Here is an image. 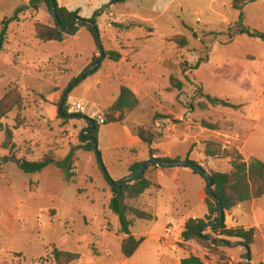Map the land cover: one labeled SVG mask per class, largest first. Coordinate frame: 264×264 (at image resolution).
<instances>
[{
  "label": "rangeland",
  "instance_id": "374dc122",
  "mask_svg": "<svg viewBox=\"0 0 264 264\" xmlns=\"http://www.w3.org/2000/svg\"><path fill=\"white\" fill-rule=\"evenodd\" d=\"M29 1L0 0V31L2 21L13 17ZM107 3L70 0L69 6L81 9V18L90 19ZM38 6L36 18L23 11L20 20L10 25L8 43L0 56V101L13 89H18L23 98L22 109L0 121V264H56L55 248L80 254L75 264H177L180 256L189 254L186 250L205 264H264V197L237 209L241 225L256 229L250 263L241 247H223L216 252L189 243L174 253L163 248L156 237L149 239L150 233L166 229L172 206L175 213H182L191 205L199 218L208 213L207 206L195 197L203 182L198 175L191 190L180 191L171 183L159 196L161 204L154 210L146 208L155 219L137 220L132 228L136 237L145 239L144 245L133 257H124L122 242L115 238L121 235L119 219L108 209L103 193L107 181L97 154L77 149L83 148L81 135L88 124L78 117L54 120V109L45 99L61 90L55 104L58 109L73 81L70 79L83 70L80 76L100 53L85 29L64 43L36 41V22L54 25L46 5ZM241 20L250 30L264 33V0L248 4L242 19L241 12L233 10V0H126L112 6L99 19V33L105 52H119L126 61L104 59L97 73L70 92L67 109L69 101L78 99L88 105V116L81 115L96 113L105 120L103 111L125 86L141 100L151 98L127 112L122 122L135 134L140 127L149 128L156 134V142L166 136L163 145L174 144L183 152L193 141L183 144L175 136L177 128L191 120L205 150L208 142H215L223 149L243 151L246 161L251 157L264 161V42L247 36L229 41L228 31H236ZM114 24L136 27L123 31ZM183 38L188 41L187 47L178 45ZM198 62L199 69L191 71ZM172 77L182 83L181 91L172 88ZM204 95L241 107H203L207 104ZM18 118L24 125L15 130ZM6 127L14 129L16 148L12 152L3 149ZM110 127L102 130L108 133ZM109 137L107 134L104 139ZM65 150H75L76 184L64 183L57 172L27 175L17 166L18 161H40L46 155L62 161ZM136 151L139 160L146 159V145ZM156 151L161 154V150ZM124 153L105 152L103 164L111 179L125 173L128 155ZM204 163L214 171L231 169L225 156ZM153 169H149L150 178ZM17 254L22 257L17 258Z\"/></svg>",
  "mask_w": 264,
  "mask_h": 264
},
{
  "label": "trees",
  "instance_id": "16d2710c",
  "mask_svg": "<svg viewBox=\"0 0 264 264\" xmlns=\"http://www.w3.org/2000/svg\"><path fill=\"white\" fill-rule=\"evenodd\" d=\"M44 2L51 13V0H34L31 5H36L38 2ZM257 0H233V10L241 12L243 9L251 3H255ZM126 0H111L108 4L104 5L98 9L92 18L88 19L89 23L93 25H88L85 21L77 22L73 27L63 30L54 20V25L49 26L41 23H37L34 26V36L35 39L41 44L48 43H64L73 37H76L82 29H86L91 37L94 39L97 46V34L99 33L98 20L106 13L110 11V8L117 4H125ZM24 10H18L13 17L5 18L1 25L0 31V56L5 51V47L8 43V33L10 25L19 20V14ZM56 13L59 22L62 26H68L75 17L80 16V10L69 11L66 8H61L56 2ZM115 27L123 30L130 31L135 28L134 24L124 25V24H114ZM237 36H247L252 39H258L264 42V33L259 31H252L244 26L241 20L238 23V28L236 31L229 30L226 37L229 41H232ZM180 47H187L188 41L183 38L178 41ZM98 48V46H97ZM99 51V49H98ZM100 53V52H99ZM106 58L112 62L118 63L122 60V55L119 52L111 51L105 52ZM98 58H94L92 64L96 62ZM91 64V65H92ZM90 65V66H91ZM89 66V67H90ZM101 66V65H100ZM100 66L91 73L88 77L97 73L100 70ZM201 66V62H198L191 71H196ZM88 67V68H89ZM87 68V69H88ZM86 69V70H87ZM86 70L77 78H75L70 86L78 81V85L82 84L80 79L82 75L85 74ZM184 72V71H183ZM69 86V87H70ZM172 88L181 91L183 85L181 82L177 81L176 78H171ZM207 101L203 107H222L226 109L239 110L241 106L234 105L228 100H224L218 97H212L210 95H204ZM67 101L64 104V114H68ZM139 106V101L134 94V92L127 88L121 87L120 94L115 100L113 105L104 113V125L122 123L125 120L127 112L135 110ZM23 107V98L18 91V89L10 90L6 96L0 101V121L7 118L14 110H21ZM78 118L84 117L83 115H77ZM58 118L64 121L69 119L58 113ZM89 118V117H88ZM86 123L89 127H95V131L91 133L93 140L83 142L84 152L97 153L98 151L94 147V140L98 141V134L101 125L93 119H87ZM24 125V121L20 118L17 119V125L14 128L19 129ZM2 128V125L0 126ZM14 129L6 127L5 131V142L3 144V149L10 150L11 152L16 148L13 142L14 139ZM136 135L140 140L149 147L150 161L155 158L159 153L152 149V146L157 141L156 134L149 128L140 127L136 131ZM75 150H72L69 155L62 161H56L52 155H46L40 161H19L17 162L18 168L27 175H36L45 171L48 167L56 165L63 175V181L66 184H76V174L73 169ZM205 155L207 159L213 160L220 157H226L230 160L231 169L229 172H219L206 168L204 162L198 163L190 159V154L185 158L186 163L185 168L193 171L195 175L200 176L206 184V188L213 181V193L215 197L219 198L222 204L224 213H230L235 210L238 206L249 203L252 201H258L264 197V161L251 157L248 161L240 154L236 149L227 150L223 149L220 145L215 142H208L206 145ZM166 162H180L182 159H170L164 158ZM8 161V159H7ZM145 163H136L130 168V173L134 174L138 172ZM100 166V165H99ZM153 168L161 167L158 165H153ZM100 170L101 166L99 167ZM150 169V168H149ZM147 170L142 175L131 180L129 184L117 189L114 187L110 181L105 176L108 182L113 198L109 204V210L111 213L119 219L120 230L119 233L124 236L121 244V251L125 258H131L137 252V250L142 245L144 239H137L132 235V228L137 220L153 221L155 217L145 211H142L138 207L139 198L150 188L155 187L156 183L154 180L148 177L151 170ZM206 171L210 178L204 176L202 171ZM120 181L115 182L119 184ZM208 213L202 219H190L188 220L183 228L181 234V242L179 247L182 248L185 244L196 243L198 245L204 246L212 251L218 252L223 249V247L216 244V242H210L209 237L215 238L217 242L221 243H232L234 240L236 244L245 243L247 247H251L255 243L256 229L255 228H245V227H235L229 228L226 226L225 222L219 226H215L211 229L204 230L208 225L212 223H219L221 218V211L219 203L208 193L205 201ZM203 230L202 234L201 231ZM232 248V247H226ZM53 256L56 264H75L81 259V255L78 253H71L67 251L58 250L57 248L53 251ZM17 258H21V254L16 255ZM250 258V256H249ZM181 264H205L204 261L196 256L190 255L188 258L182 260ZM226 264V263H224Z\"/></svg>",
  "mask_w": 264,
  "mask_h": 264
},
{
  "label": "crops",
  "instance_id": "0c3cea01",
  "mask_svg": "<svg viewBox=\"0 0 264 264\" xmlns=\"http://www.w3.org/2000/svg\"><path fill=\"white\" fill-rule=\"evenodd\" d=\"M32 1H34V0H30L29 5H27L25 8H23V10L25 13L28 12L31 15V17L36 18L39 15L38 4H42L43 6L46 4L42 1H40V2L36 3V5H31ZM56 1L61 8H66L69 11H76L69 6L70 0H56ZM110 1L111 0H108V3ZM45 7L47 8V12H48V16H49V10H48L47 5ZM77 10H80V16H81V14H82L81 9H77ZM98 22H99V20H98ZM37 23L53 26L51 22L50 23L36 22L35 24H37ZM35 24H34V26H35ZM34 26H33V31H34ZM33 35H34V33H33ZM34 38H35V36H34ZM125 59L126 58L123 57L122 61H126ZM121 63H125V62H121ZM82 71H80L78 74H76L74 77H72L70 79V82L72 80H74L75 78H77V76H79V74ZM68 74H71V71ZM77 86H75V87H77ZM123 87H125V86H123ZM61 92H62L61 90L53 91L45 98L48 106L50 108L54 109L53 110V113H54L53 119L54 120H57V118H58L59 107L57 109V106L55 104L60 99ZM119 94H120V91H119ZM119 94L114 97L113 103L118 98ZM134 94H135V92H134ZM136 97H137V95H136ZM137 99L139 101V106L142 105L144 101L151 100L150 96H147L146 98H144V100L143 99L141 100L138 97H137ZM76 100H78V99H76ZM113 103H112V105H113ZM111 106L106 108L103 112L107 111ZM237 106H241V105H237ZM93 112H96V111H93ZM57 121H59V120H57ZM110 125H111V127H110L111 130L108 133L104 132L102 130L103 129L102 127H104L105 125L101 126V128L99 130V134H98V148L102 152L101 156H102L103 160H105V156H106L105 152L109 153V152L113 151V152L119 153L121 151H124L125 152L124 154L128 155L127 161H126L125 173L123 175H119L118 177H112V180L114 182H118V181H122L123 179L127 178L129 176V174H131L130 168L134 164L149 162L150 161V159H149L150 154H149V147H148V155H147L146 159L145 160H139L138 159V153H137L136 149L139 148L141 145H145V144L140 140V138L126 124L117 123V124H110ZM106 126H109V125H106ZM88 128H92V127L88 126L87 128L84 129V131ZM107 134L108 135L110 134L109 139H104L105 136H107ZM86 135L87 136L85 138H88L89 136H91V134L88 135L87 133H86ZM165 138H166V136L163 139H161V141L159 140L158 142H156L152 146L153 150H161L160 151L161 154L156 155L155 158H163V159L164 158H170V159L180 158V159H182V162H184L185 158L190 154V159L195 161V162L201 163V162H205L206 160H208L206 155H205V146H202L201 144H199V142L197 140V136L195 135V133L193 131L191 120H189L188 122H186L183 125H180L177 128V134L175 136V139L179 140L180 143H183V144L189 143L192 140L193 144H192L190 149H186L185 151L180 152L177 150V148H176L177 146L174 144L168 145V146L165 144L163 145L162 142H163V140H165ZM199 150H201V151L198 154ZM70 152L65 150L62 158L65 159L69 155ZM195 153H197V154H195ZM87 154H90V153H87ZM240 154L243 157L245 156L243 151H241ZM77 166H78V164L75 163L74 167H73L74 172L76 174V178H77V174H78ZM153 170L154 171L151 174V176H152L154 182L156 183V186L147 190L139 198L138 204H137L138 207L142 211L148 212L150 214H152L151 213L152 211L147 210L146 208H151V210H154L155 208H157V206H159L161 204V202H158L160 194L164 191L165 188L170 187L171 183L178 190L184 192V191H187L189 189L191 190L192 183L198 182L196 179L197 175H195L192 170L185 168V167H175V168L157 167ZM53 172H55V173L57 172L60 175L61 180L63 181V175L56 165H52V166L48 167L41 174H45L46 176H49V174H51ZM103 193L105 195V198H106L105 200L107 201L108 209H109V204L113 198V194L111 192V188H110L108 182H106V185L103 187ZM195 197H196V200H198L200 203L205 204V201L207 198V188H206V184L204 181L202 182L200 189L196 192ZM189 202H190L189 199H186L185 203L189 204ZM244 204H246V203H244ZM242 205L238 206L235 210H233L230 213H225V224L227 227H229V228L245 227V226L241 225L240 215H239V212L237 211V209L239 207H241ZM175 211H176V209L172 206V210L170 211L169 217H167L168 219L166 220V224H167L166 229L163 232L153 233V234L150 233L149 239H153L154 237H156L161 242L163 248L171 249V251H173L174 253H177L179 249H182L179 247V244L181 242V234L183 232V228H184L185 223L190 219H202V218H199V216L194 213V207H192L191 205H190V208L188 209V211H185L182 213H179V212L175 213ZM173 218H177V219L175 220ZM172 222H175V225L172 224ZM132 235L134 237H136V235L133 232H132ZM115 238L121 242L123 240V236H121V235L116 236ZM136 238L141 239L138 237H136ZM143 245H144V241H143L142 245L140 246V248L137 250V252L141 249V247ZM235 247H239V246H235ZM232 248H234V247H232ZM183 250H185V249H183ZM186 251L189 254L184 255V256H180L177 264H181L182 260L188 258L191 255L189 250H186Z\"/></svg>",
  "mask_w": 264,
  "mask_h": 264
},
{
  "label": "water",
  "instance_id": "95a60500",
  "mask_svg": "<svg viewBox=\"0 0 264 264\" xmlns=\"http://www.w3.org/2000/svg\"><path fill=\"white\" fill-rule=\"evenodd\" d=\"M56 0H51V13L54 17V20L57 22V24L60 26V28H62L63 30H67L71 27H73L77 22L79 21H85L88 25L92 26L93 25L91 23H89V20L88 19H83L81 18L80 16L79 17H75L73 19V21L68 25V26H62L61 23L59 22V19L57 17V13H56ZM97 46H98V49H99V52H100V56L98 58V60L96 62H94L85 72L84 75L81 76V80H85L87 78V76H89L91 73H93L102 63V61L106 58V54H105V50H104V47H103V44H102V40H101V36H100V33L97 34ZM78 85V81L74 82L64 93L63 95V98H62V102L61 104L59 105V113L68 118V119H76L77 118V115H74V114H67L65 115L64 114V104H65V101L68 97V95L70 94V92L72 91V89ZM83 120H87L89 119L88 117L84 116L82 117ZM95 127H92V128H88L86 129L82 135H81V140L82 141H91L93 140L92 136H89L88 138H85V135L86 133L88 135H90L93 131H95ZM94 147L95 149L98 151L96 154H97V158H98V162L101 166V169L103 171V173L105 174V176L107 177V179L110 181V183L116 187L117 189H120L121 187L127 185L130 183L131 180L135 179L136 177L142 175L143 173H145L151 166L153 165H158V166H163V167H167V168H175V167H184L186 166V163L185 162H166L163 158H154L153 160L149 161V162H146L142 168L134 173V174H131L130 176H128L127 178L123 179L122 181L119 182V184H116L112 179L111 177L109 176L104 164H103V159H102V156H101V153L99 152V149H98V141L94 140ZM3 165V162L1 161L0 159V168L2 167ZM204 176L207 177V178H210V175L206 172V171H202ZM213 181L211 180L210 181V184L208 185L207 189H208V193L210 194V196H212L218 203H219V206H220V211H221V218H220V222L219 223H212L210 225H208L204 230H207V229H211L215 226H219L221 224H223L225 222V213L223 211V208H222V204H221V201L219 200V198L215 197L214 193H213ZM203 230L201 231V234H202ZM209 241L210 242H216L217 245L221 246V247H235V246H239L241 248H244L246 250V255L244 256V258L248 261V263L251 262V259L249 258L250 254H251V249L249 247L246 246L245 243H241V244H236V243H221V242H217L215 240V238L213 237H209Z\"/></svg>",
  "mask_w": 264,
  "mask_h": 264
},
{
  "label": "built area",
  "instance_id": "2783aa9c",
  "mask_svg": "<svg viewBox=\"0 0 264 264\" xmlns=\"http://www.w3.org/2000/svg\"><path fill=\"white\" fill-rule=\"evenodd\" d=\"M68 113L77 114V115H87L88 114V105L83 101L71 100L68 104ZM90 119L96 120L100 125H104V119L98 116L96 113L89 115ZM104 230H107V227L104 226Z\"/></svg>",
  "mask_w": 264,
  "mask_h": 264
}]
</instances>
